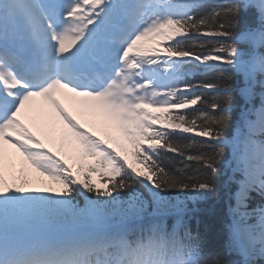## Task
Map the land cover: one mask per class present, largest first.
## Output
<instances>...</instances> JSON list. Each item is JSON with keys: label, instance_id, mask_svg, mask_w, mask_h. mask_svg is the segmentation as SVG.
Returning a JSON list of instances; mask_svg holds the SVG:
<instances>
[{"label": "snow or ice", "instance_id": "obj_1", "mask_svg": "<svg viewBox=\"0 0 264 264\" xmlns=\"http://www.w3.org/2000/svg\"><path fill=\"white\" fill-rule=\"evenodd\" d=\"M57 94L88 103L120 150ZM37 100L63 127L59 152L33 122ZM225 189L216 250L201 205ZM258 261L264 0H0V264Z\"/></svg>", "mask_w": 264, "mask_h": 264}, {"label": "trees", "instance_id": "obj_2", "mask_svg": "<svg viewBox=\"0 0 264 264\" xmlns=\"http://www.w3.org/2000/svg\"><path fill=\"white\" fill-rule=\"evenodd\" d=\"M211 79V76H206L203 73H197L194 76H191L190 80H192L193 83L204 80V79ZM239 79V78H237ZM259 90V89H257ZM255 103L258 105L259 104V99L255 101ZM190 135V134H186ZM223 172V169H222ZM222 182L227 179V177L222 176ZM175 195V194H174ZM78 202L81 207L84 206V202L82 198H77ZM228 192L225 189L222 194L221 198L213 201L211 203L201 205V207L206 208L209 210V213H206L204 216L205 220V225L207 226L209 230V239L211 240V243L213 246L216 248V250H221L222 245L226 239V225L228 223V216L225 212V207L227 205L228 207ZM260 203V198L256 197L253 201V206L257 205ZM254 222V221H252ZM203 230V229H202ZM236 256L231 255V256H226L225 259L227 260H235ZM260 264H264V261H258Z\"/></svg>", "mask_w": 264, "mask_h": 264}, {"label": "rangeland", "instance_id": "obj_3", "mask_svg": "<svg viewBox=\"0 0 264 264\" xmlns=\"http://www.w3.org/2000/svg\"><path fill=\"white\" fill-rule=\"evenodd\" d=\"M72 105H74L76 107V112L77 113L82 112V113L93 115V111H92V109H90L88 103L84 102L80 98H72ZM33 113L34 112H32L31 115ZM93 116H96L98 118V120H100L102 123H105V120H104L103 117L97 116V115H93ZM54 119L55 118L52 119L51 116H47L45 119H43L41 115H39V117H37L36 111H35V113L33 115V122L34 123H38L39 122L42 126H46V127H51L53 125V120ZM30 126H33V125L30 124ZM108 134H109V136L111 138L115 139L114 146L116 145L115 147H117L118 150H120L121 145L124 143L123 138L119 135V133H117L113 128H110V127H108ZM5 151L9 153L8 149H5ZM70 162H72V161H70Z\"/></svg>", "mask_w": 264, "mask_h": 264}, {"label": "bare ground", "instance_id": "obj_4", "mask_svg": "<svg viewBox=\"0 0 264 264\" xmlns=\"http://www.w3.org/2000/svg\"><path fill=\"white\" fill-rule=\"evenodd\" d=\"M36 110L37 112L43 113L45 116L51 114V110L49 109V107L46 105L43 107L38 100L36 101Z\"/></svg>", "mask_w": 264, "mask_h": 264}]
</instances>
